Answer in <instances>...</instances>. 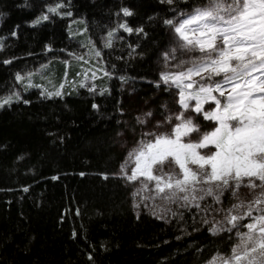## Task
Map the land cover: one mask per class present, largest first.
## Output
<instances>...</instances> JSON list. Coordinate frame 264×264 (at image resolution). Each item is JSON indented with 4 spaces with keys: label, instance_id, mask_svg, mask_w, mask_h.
<instances>
[{
    "label": "trees",
    "instance_id": "16d2710c",
    "mask_svg": "<svg viewBox=\"0 0 264 264\" xmlns=\"http://www.w3.org/2000/svg\"><path fill=\"white\" fill-rule=\"evenodd\" d=\"M204 2L0 0V98L17 75L49 67L32 80L38 89L0 108V264H206L230 253L234 233L213 235L204 223L209 203L164 220L136 214L118 176L125 147L165 120L168 93L156 86L171 42L164 21ZM57 4L59 14L49 13ZM78 49L108 75L92 93L71 84L47 96L64 78L76 81L67 55Z\"/></svg>",
    "mask_w": 264,
    "mask_h": 264
},
{
    "label": "snow or ice",
    "instance_id": "6c2138e0",
    "mask_svg": "<svg viewBox=\"0 0 264 264\" xmlns=\"http://www.w3.org/2000/svg\"><path fill=\"white\" fill-rule=\"evenodd\" d=\"M63 6L48 12L59 14ZM123 14L132 15L128 9ZM179 16L164 21L173 32V45L163 54L169 70L160 73L156 86L177 89L182 111L157 122V129L172 125L170 131L142 133L119 175L139 181L133 196L147 192L146 200L185 208H200L207 197L220 204L226 192L238 197L242 187L248 188L254 198L233 204L210 228L213 235L234 233L236 241L229 254L217 255L209 264H264V0H205ZM48 19L43 15L35 23ZM120 27L133 31L126 24ZM112 36L110 32L106 47H111ZM11 102V97L3 99L0 107ZM206 104L214 107L206 110ZM189 112L214 127L202 131ZM244 220L249 222L242 224Z\"/></svg>",
    "mask_w": 264,
    "mask_h": 264
},
{
    "label": "rangeland",
    "instance_id": "374dc122",
    "mask_svg": "<svg viewBox=\"0 0 264 264\" xmlns=\"http://www.w3.org/2000/svg\"><path fill=\"white\" fill-rule=\"evenodd\" d=\"M179 18H181V17L178 16L175 19H179ZM168 33L170 34L169 36H170L171 42H170V45L168 46L167 51L173 45V32H172L170 27L168 29ZM163 54L161 57L160 73L163 71L169 70V68L165 67V61L163 58ZM67 56L69 58L67 62H70V63L73 62V64L77 63V65H78L77 71L75 73V80L76 81H74L73 83L66 84V82H65L66 79L64 78L62 81V84L59 85L56 89H52L51 91L45 92L47 94V96H49V97L62 96V94H61L62 90L66 89L71 84L76 85L75 87L78 90H85L89 93H92L95 90L94 85H93L94 81L99 80V78H101L105 75V72L102 70V67L100 66L99 62L96 59L94 60V62H90V57L88 54H86V52L84 50L78 49V50H76V52L68 53ZM171 63L174 64L175 61H172ZM48 70H49V67L44 66V67H41L38 69V71H37L38 74L33 73V76H28L29 74H26V75L22 74V75H19L21 77V79H17V77H15L12 89L6 95L1 97L0 101H2L3 99L9 98V97H11L12 101H14V100L16 101V100H18L17 96L18 97L21 96L22 90H24V92H31L35 89H38L36 86L33 85L32 80L43 79V75ZM171 70L175 71V69H171ZM160 73H159V81H160ZM149 84L150 83H148L146 85H149ZM150 86H153V85L150 84ZM160 89L163 91H166L168 93V95H167L168 101L163 106V108L161 109L164 113V119L168 115H172V114H175V113L182 111V108H181L180 104L178 103V101H179L178 90L175 89L174 87L172 89H168L167 86L163 85L162 83L160 85ZM57 91L60 92V95H49V93H55ZM40 94H42V93H40ZM192 103L194 104V102H192ZM8 105H10V104H6L3 107L8 106ZM3 107H0V108L2 109ZM210 107H214V105H209V104L205 105L206 110L209 109ZM145 112H146V114L150 113V111L148 112L147 110H145ZM188 115H191L194 117L195 122L199 123L202 131H210L214 127V123L210 122V121H205L202 115H197L194 112H189ZM135 118H136V116H135ZM146 118L149 119L150 116L146 115ZM156 122H157L156 119H153L152 122H145V125L148 123L145 126V129H148V130L153 129V127L155 126L154 123L156 124ZM175 122L176 121H173V123H175ZM202 122L206 123V125L203 126ZM171 127H172V125H166L164 127H161L160 130H158V131H170ZM141 136L142 135L138 134V136L134 140V144L125 147L126 154L124 157V161L127 158V153L136 145L137 141L141 139ZM195 136H196V134H193V138H195ZM201 151L207 152L208 150L204 149ZM124 161L122 163H124ZM119 173H120V171H119ZM118 176L122 178L121 175L118 174ZM122 179L129 185V187L132 190V197H133L132 208L136 214L145 213V214H148L157 220H164L173 211L181 210V209L185 208V207H181L179 204H167V205H165L159 199H157L155 201L150 200V199L146 200V199H144V197L149 195V193H147V192H143L138 196H133V193L137 190V188L140 187L139 181L129 182L124 178H122ZM260 191H261L260 189H256L255 193H259ZM253 198H254V193H252L248 188L242 187L239 191L238 197H233L231 195V192H226L221 197V203L220 204H216L212 197H207L204 201H201L200 202L201 207H204L206 203H209V206H210L209 211H208L210 216L207 219L209 221V223H208L209 231H210V228L213 227L214 222L223 220L224 215L226 213V210L228 208H230L233 204L238 203L240 200H243L245 202L251 201ZM137 204L139 205V207H136ZM187 208H196V207L189 206ZM219 209H222L224 211H217ZM255 214L256 213H254V215ZM248 222H249L248 220H244L241 223L246 224ZM241 231H246V229L241 228ZM210 233H211V231H210ZM210 261H208L206 264H209Z\"/></svg>",
    "mask_w": 264,
    "mask_h": 264
}]
</instances>
